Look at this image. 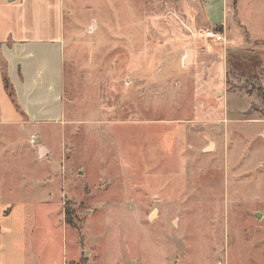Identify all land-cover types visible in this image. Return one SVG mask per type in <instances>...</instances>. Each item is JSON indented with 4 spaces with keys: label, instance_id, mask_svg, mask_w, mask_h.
<instances>
[{
    "label": "rangeland",
    "instance_id": "rangeland-1",
    "mask_svg": "<svg viewBox=\"0 0 264 264\" xmlns=\"http://www.w3.org/2000/svg\"><path fill=\"white\" fill-rule=\"evenodd\" d=\"M65 6V125L0 131V203L43 264H264V0L224 44L202 0Z\"/></svg>",
    "mask_w": 264,
    "mask_h": 264
},
{
    "label": "crops",
    "instance_id": "crops-1",
    "mask_svg": "<svg viewBox=\"0 0 264 264\" xmlns=\"http://www.w3.org/2000/svg\"><path fill=\"white\" fill-rule=\"evenodd\" d=\"M202 2L208 26L214 30L222 27L227 38L230 20L235 12L239 16L240 0L236 4L234 0ZM65 8V0H0V131L9 126L18 134L33 135L46 126L65 125ZM241 27L247 40H252L251 33ZM1 59L15 102L5 90ZM42 148L46 155L53 154L50 145ZM57 223L65 239L70 229L62 213ZM36 242L33 247L26 205L0 203V264H43L50 260L53 254L42 253ZM51 262L60 264L56 256Z\"/></svg>",
    "mask_w": 264,
    "mask_h": 264
},
{
    "label": "trees",
    "instance_id": "trees-1",
    "mask_svg": "<svg viewBox=\"0 0 264 264\" xmlns=\"http://www.w3.org/2000/svg\"><path fill=\"white\" fill-rule=\"evenodd\" d=\"M236 1L237 0H235V4H236ZM223 30V28L222 27H218V28H216V31H222ZM261 76H264V71H262V73L260 74ZM3 76H4V85H5V90L7 91V93H8V96L10 97V99L13 101V102H15V96H14V94H13V88L11 87V84H10V82H9V80H8V77H7V75H6V68L4 67L3 68ZM256 80H258V79H256ZM71 206H70V203H67V205H66V208H65V214H66V223L68 224V225H71V226H73V224H72V222H73V217H72V213H71ZM83 260H86V259H84V257H83ZM85 263H86V261H85Z\"/></svg>",
    "mask_w": 264,
    "mask_h": 264
},
{
    "label": "built area",
    "instance_id": "built-area-1",
    "mask_svg": "<svg viewBox=\"0 0 264 264\" xmlns=\"http://www.w3.org/2000/svg\"><path fill=\"white\" fill-rule=\"evenodd\" d=\"M203 37L208 41H212L215 44H224L226 37L223 33H220L213 29H208L204 32Z\"/></svg>",
    "mask_w": 264,
    "mask_h": 264
},
{
    "label": "water",
    "instance_id": "water-1",
    "mask_svg": "<svg viewBox=\"0 0 264 264\" xmlns=\"http://www.w3.org/2000/svg\"><path fill=\"white\" fill-rule=\"evenodd\" d=\"M189 55H191V54L189 53ZM189 60H190V58H189ZM189 60H188V61H189ZM212 147H213V146H211V148H212Z\"/></svg>",
    "mask_w": 264,
    "mask_h": 264
}]
</instances>
